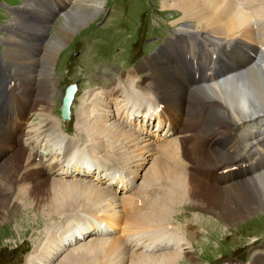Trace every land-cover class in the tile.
I'll use <instances>...</instances> for the list:
<instances>
[{
  "label": "bare ground",
  "instance_id": "bare-ground-1",
  "mask_svg": "<svg viewBox=\"0 0 264 264\" xmlns=\"http://www.w3.org/2000/svg\"><path fill=\"white\" fill-rule=\"evenodd\" d=\"M70 1L55 0L56 7L47 6L49 11H52L49 13L36 9L41 16L45 15L42 20L38 18L41 27L38 24L37 30L31 31V34H27L26 31L27 35L24 39L27 41L24 45V54H17L16 58L9 61L14 67L18 68V74L21 71L24 72L21 78L18 79L20 82L17 84L13 75L9 74L7 76L8 85L4 91L3 101L0 102V203L2 205V200L7 199L8 194L6 191L9 186L18 188L20 185L19 189L23 194L22 196L25 195L30 207L44 214L45 218L51 217L52 214H59L68 206L77 204L82 208L92 209L93 212L88 213L86 211V214L80 215L83 220L81 228L77 230L80 236L71 233L65 242L59 243V245L62 244L61 246L57 244L56 235L51 241L47 242L48 245L43 250L45 259L43 264H52L53 260L67 246H72L83 240L85 233L87 235L91 233V235L98 237L90 236L91 239L96 238V240H90L88 243L79 245L75 252L69 251L58 264H178L181 256L187 258L191 264H195V257H191L188 248H182V245L186 243H181V241L192 240L186 236L192 237L191 234H188L192 233L191 230H196V226H198L202 217L190 218L188 222H191L192 227H185L184 240L182 238L173 239L172 244H163L161 241L144 251L143 246L137 242L140 240H137L135 236L138 235V239H141L143 243L166 238L170 232L168 228L170 221H166V217L169 215L168 219H170L173 213L170 210L177 208L179 204L186 200L193 203L189 206L195 211L215 213L220 218V224L226 223L227 225L237 224L251 214L264 210V125L257 127L255 124L256 121L261 120L260 115L264 114V73H260L258 77H255V66L249 67L250 60L243 58L242 51V48L246 46L244 39L248 36V31L243 28V24L250 19L251 13H238L237 0H161L163 8L169 10L177 8L182 12L178 21L193 26L187 31V34L190 35L188 37L190 45L200 44L201 39L204 40V35H207L221 44L224 43V47L230 49V54L233 53L232 49L235 45L239 47L234 51V57L236 58L234 65L219 76L206 74L197 64L193 67V72L202 78L209 79L213 88L219 90L221 85L226 86V89L220 92L222 99L215 100L211 97L204 99L200 103L199 109L217 108L227 116L230 122L238 123L246 130L241 136L242 145L246 149L244 153L241 150L234 149L230 151L229 148L225 149L230 140H225L222 146L213 143L214 147H223L225 154L228 156L225 162L227 166H220V171L218 167V171L199 168L201 163L207 161L206 152L203 153V151L216 139L209 141L207 137L199 133V127L196 128L191 118L192 115L190 116L194 110L190 106H183L181 103L184 89L180 84H186L189 81H178L167 70L150 66L146 68L149 73L148 79H150L146 84L149 91L147 92V98L139 105H137V101H132V95L120 90L118 86L113 87L109 92L104 90L101 93L102 98L97 97L98 94H96L89 103L80 99L79 104H83L82 108H86V110H79V115L83 117L82 122H85V124H78V127L82 134L95 144V146H90L91 151H88L86 155L93 156L99 153L100 149L105 150L108 145L111 146L113 148L112 156L105 154L103 156L108 157L112 166L124 172L116 178L111 177L109 179L112 181L116 179L117 184L129 186L128 190L132 189V180L138 178L142 164L150 160L151 157L148 156L152 148L150 142L147 144L148 141L143 139L144 137H138L132 130L117 122L114 127L110 128L108 122L110 116H113L114 120L116 115L110 111L108 103H112V108L113 106L117 107L119 104L117 99L110 98H115L116 94L123 98L125 106H128L124 116L126 121L129 119V122H131L136 116H143L147 120L153 117H158L159 120L166 118L162 133L158 132L159 128L152 132L158 138L159 135H166L169 132L183 134L177 140L179 146L177 155L164 153L159 155V158L154 159L150 171L143 174V184L136 189L134 194L123 198L119 202L120 209L123 210L115 213L118 217L117 220L110 216L111 209L107 206L110 204L116 205L117 199L115 200L116 197L114 198L106 190L85 183L86 181L81 183L80 180H67L64 182L54 180V182H48L46 175L50 172L57 174L60 172L58 179L61 180L75 177V163L68 164L67 160L74 151H77V146L70 145L68 141L65 142L61 159L47 167H42V164L37 162L39 154L35 148V142L38 138H34L32 131H28L26 128L29 114L41 108L42 120L38 136L45 137L54 129V121H52L49 114L44 113V109L48 106L45 99H47L50 88L44 64L47 66L56 50L63 46L62 43L71 32L69 25L71 23L74 25L78 22L82 23L84 18L91 17L101 10L102 5L105 3V0L75 1L74 4H79L83 9H81L83 14L74 15L77 17L70 19L65 13L62 26L56 31L51 41H47V44L43 47L41 41L43 40V31L47 26V19L52 17L54 11L64 9L62 7L63 3H70ZM247 1L252 2L254 0ZM25 2L28 1H23L24 10H32V6ZM17 16L20 18V15ZM256 18L254 17V19ZM20 20L13 19L16 24ZM18 32L22 33L21 28L18 26L8 30V33L12 36L9 35V38L6 39L5 51H10L9 45L11 50L14 51L13 48L16 47L17 43L11 38L19 37ZM214 54L212 52L209 55L208 65L211 67L216 63L213 58ZM17 59L18 61L15 62ZM39 62L43 68L41 66L38 68ZM34 65L37 67L35 76H33ZM28 71L31 74H27ZM229 74L230 76H227ZM249 74H251V77ZM223 76L226 77L218 81ZM31 77L35 79V82L34 79H32L33 81L29 79ZM0 78H2V75H0ZM159 84H164V86H160L158 89ZM194 84L192 82L191 85L194 86ZM152 88L161 90L164 93L161 99L152 93ZM249 88L251 89L250 92ZM11 93H15L16 96L13 97ZM193 93L203 94V91L193 90ZM30 98H32V101L28 103ZM154 104H157L158 110L151 108V105ZM159 105H162L163 109ZM14 107L17 111L12 110ZM172 110H174L177 117L183 120V123L177 122L171 116ZM181 110H183V115L178 113ZM185 114L187 115L186 118ZM171 125L174 131H166ZM17 128L18 131L16 132ZM144 131L147 134L148 128ZM144 131L137 130L141 133H144ZM14 132L16 138L13 135ZM186 133L191 134L186 135ZM255 134H259V136H255ZM198 138L203 139L197 143ZM151 143L153 144L154 141ZM28 148H30V154L25 153ZM137 150L140 153H135ZM15 160L16 164H14ZM234 166L237 169L232 171L233 168L231 169V167ZM218 172L221 173L219 174V186H216L214 183L217 182L216 175ZM130 175H132L131 179L129 178ZM240 178L242 179L240 180ZM89 180L92 181V178H89ZM3 184L8 188L5 192H2ZM45 186H47L46 189H44ZM179 190H181V194H179ZM6 207H10L9 205L3 207L7 214L9 210ZM142 209L144 210L141 213L138 212ZM36 211L35 213H37ZM94 216L97 219L95 223L90 222L87 218ZM122 218L125 219L124 222ZM71 219L73 222H79L73 216ZM114 227L121 230L122 234H115L114 231H111L110 228ZM72 228H76V226L70 227L68 231H71ZM113 236H115V239L110 241ZM125 236L128 238L125 239L126 244H123ZM128 241L129 244H127ZM133 247L141 251L131 250ZM177 248L185 249V251L179 254ZM171 249H173L172 252L154 255L156 252L170 251ZM261 257H264V255H255V260H258L259 264H264V258ZM35 262L33 264H41V257H38Z\"/></svg>",
  "mask_w": 264,
  "mask_h": 264
},
{
  "label": "rangeland",
  "instance_id": "rangeland-1",
  "mask_svg": "<svg viewBox=\"0 0 264 264\" xmlns=\"http://www.w3.org/2000/svg\"><path fill=\"white\" fill-rule=\"evenodd\" d=\"M23 1H28L26 4H28V5H30V6H32V10H28V11H25L24 10V5H23ZM48 1H50V0H36V2H35V0H21V1H19V0H0V25H1V28H2V32L3 33H1L0 32V41H1V44H2V47H3V51H2V59L1 60H3L4 62H9L10 60H12V59H14V58H16L17 57V54H24V49H25V47H24V45H25V42L27 41V40H25L24 39V37H25V35H27V34H31L30 32L31 31H36L37 29L36 28H38V26L40 25V23H39V21H38V18H40L41 20L42 19H44L45 18V15H43V16H41V14H39L38 13V11H43V12H47V13H49L47 10H48ZM75 1H77V0H74V1H70V3L69 4H72L73 3V5L71 6V10H68L67 12H66V14L70 17V19H73V18H75V17H77V16H74V15H80V14H83V12H81L83 9L81 8V6H79V4H74V2ZM72 2V3H71ZM79 2H81V0H79ZM105 2H106V0H105ZM138 3V5H139V11L138 10H136V11H138L133 17H128V18H126V19H124V20H122L117 26L115 25V24H112V25H110V26H108L107 28H105V29H103L100 33H99V35H98V37H97V41H98V45H97V49L98 50H100V51H102V52H104V53H106V54H108V55H114V54H116V53H122V54H128V53H130V51L132 50V47H133V45L140 39V38H142L140 35H139V33H138V27L142 24V14H143V11H145L146 9H148V7L149 8H151V9H155V7L153 6V4L155 3H153V0H151V5L149 6L148 4H147V0H138L137 1ZM34 3V4H33ZM42 3V4H41ZM44 3V4H43ZM107 3V2H106ZM33 4V5H32ZM68 4V2H65V3H63L62 4V7L63 8H65L66 7V5ZM105 4V3H104ZM104 4L102 5V7H101V10H99L97 13H94L91 17H86V18H84V20H83V22L82 23H77L76 25H74L73 23H71V25H69L70 27H71V32H70V34H68L69 36H68V38L64 41V43H62V45L63 46H61L59 49H61L62 47H64V46H66L67 44H68V42H70V40L73 38V36L77 33V32H79L81 29H83V28H85V27H90V28H92V24L94 25L95 23L94 22H97V21H100L101 19H102V11H103V6H104ZM17 5H19V6H17ZM27 5V6H28ZM34 5H36V6H34ZM14 6H17L16 7V9H14V10H12V12L10 11V10H8L7 11V14L5 13V12H3L4 11V9L7 7V8H10V7H14ZM110 6H114V7H117V8H121V7H124V6H126L127 8H128V10L129 11H132V9H131V6H132V4L130 3V2H126V4L124 3V2H119V0H112V2H111V4H110ZM34 7V8H33ZM50 7H52V6H50ZM2 8H4V9H2ZM21 9V10H20ZM34 9V10H33ZM36 9H38V11L36 10ZM82 9V10H81ZM165 10H166V13H163V14H160L159 15V18H165L166 20H168L169 21V23H170V27L169 28H171V30H173V29H176V28H179V27H181V25H183L184 23L182 22V21H178L177 19L181 16V13L179 12V11H177V13H175V11L176 10H169V9H166V8H164ZM16 11V12H15ZM11 12V13H10ZM37 12V13H36ZM81 12V13H80ZM171 13H173V16H171ZM17 15H20V18H18V16ZM25 15H27L26 17H24ZM28 15H30V16H28ZM162 15H164V16H162ZM176 16H178V17H176ZM13 17V18H12ZM42 17V18H41ZM15 18L16 19H21L17 24H16V21H13V19L15 20ZM63 18H64V16L63 15H61L60 16V12H55L54 14H52V17L50 18V19H47V21H46V23H47V26H46V28H45V31H43L44 32V35L42 36V38H44V40L46 39V38H49V42L51 41V39H52V37H54V35H55V33H56V31L59 29V27L60 26H62V23H63ZM176 18V19H175ZM52 20H56V25L53 27L52 26ZM173 20H177L176 22V24L173 26V25H171V23H172V21ZM106 22V24H107V18H105L104 20H102V21H100V25L99 26H104L103 25V23H105ZM12 24V25H11ZM39 24V25H38ZM79 24V25H78ZM6 26V27H5ZM19 27V28H21V34L18 32V34H19V37H14V38H11L15 43H17V45H16V47H14L13 48V50L14 51H12L11 50V46L9 45L8 46V48H10V51H8V50H6L5 51V46H6V39L7 38H9L8 36L10 35L9 33H8V30L9 29H12L13 27ZM76 26V27H75ZM79 26V27H78ZM8 27V28H7ZM40 27H41V25H40ZM164 27H166V25H164ZM119 28H124V29H126L127 30V34H125V35H122V34H120V33H118V29ZM47 29V30H46ZM7 30V31H6ZM26 31H27V34H26ZM52 31V32H51ZM50 32H51V34H50ZM43 34V33H42ZM148 34H146L145 36H147ZM10 36H12V35H10ZM49 36H51V37H49ZM86 36V35H85ZM157 36V35H156ZM149 37V36H148ZM145 38H147V37H145ZM5 40V41H4ZM43 42V40L41 41V45L43 44L42 43ZM45 42V41H44ZM147 42H152V40H150V41H147ZM146 42V43H147ZM46 43V42H45ZM30 44H31V41H30ZM32 44H35V43H32ZM47 44V43H46ZM45 44V45H46ZM223 44V46H224V43H222ZM59 49L58 50H56V52L53 54V56H52V58L51 59H53V57H55L56 56V54L58 53V51H59ZM156 49V47H154L153 48V51ZM72 51H78V52H80V54L82 55V54H84V52H83V50L81 49L80 50V48L79 47H71V48H69L68 49V52H72ZM8 54V55H7ZM45 54V53H44ZM145 53H143V55H144ZM45 56V55H44ZM8 58H9V60H8ZM94 58H95V60H97V57L96 56H94ZM6 59V60H5ZM51 59H50V61H49V63L47 64V66H46V64H44L45 65V68H46V73L48 74V72H49V68H50V66H51ZM55 60V59H54ZM54 60H53V62H54ZM70 60H72V59H70ZM144 60V59H143ZM142 60V62L143 63H147L149 60L148 59H145L144 61ZM16 61H18V59L17 60H15V62ZM43 62V61H42ZM72 62H73V60H72ZM28 68H29V66H28ZM28 68L26 69V71L28 70ZM34 74H33V76H35V71L37 70V67H36V65H34ZM38 68H40L39 66H38ZM41 68H43V66H41ZM12 72H13V76H14V78H16V79H20L21 78V76H22V73L24 72V71H21L20 72V74H18V68H17V70H15L14 68H12ZM17 73V74H16ZM50 73H51V71H50ZM49 73V74H50ZM100 73H103L104 75L105 74H108V75H111V74H113V73H116V71L114 70V68H106V67H101L99 70H98V72H96V73H92L91 75H90V77H94V76H96V75H99ZM157 73V72H156ZM27 74H31L30 73V71H28L27 72ZM63 75H64V78H65V74H66V71H64L63 73H62ZM18 76V77H17ZM47 77H48V79H49V75H47ZM105 77H106V75H105ZM144 77H146V75H144L143 73L142 74H140L139 75V77H137V81L139 82V83H143V80H142V78H144ZM75 78V75H74V73L73 74H71L70 75V77H69V79L70 80H72V79H74ZM29 79H34L33 77H31V78H29ZM150 79H148V81H149ZM19 82H20V80H18ZM33 81V80H32ZM34 82H35V79H34ZM49 84H50V80H48L47 81ZM132 82V81H131ZM177 82V81H176ZM187 84H189V82H187L185 85H187ZM99 85H100V93H103V91L105 90V91H107L106 90V88H105V86L103 85V83L102 82H99ZM130 86H133V84L132 83H130ZM160 86H164V84H159L158 85V89L160 88ZM180 86H182V84H180ZM50 88H49V91H48V95H47V99H45V101H46V103L49 105V102H50V97H51V86H49ZM128 93V92H127ZM96 94H99V92H93V91H86V92H84L83 93V95H82V99L81 100H83V101H85L86 103H89V102H91L92 101V99L94 98V96L96 95ZM128 94H130V93H128ZM11 95L13 96V97H15L16 95H15V93H11ZM131 95V94H130ZM163 95H164V93H163ZM162 95V96H163ZM119 96V94H116V97L115 98H110V99H117V97ZM97 97H98V95H97ZM109 97H110V95H109ZM157 98H162V97H157ZM152 100V99H151ZM168 100H169V102H170V99L168 98ZM171 100H174V99H171ZM31 101H32V98H30V100L28 101V103L30 102L31 103ZM110 101V100H109ZM110 104V105H109ZM111 106V107H110ZM170 108H171V106H169ZM200 107V106H199ZM108 108L110 109V111H112L113 113H115V115L117 116L118 114H117V112L112 108V103L110 102V103H108ZM112 108V109H111ZM12 110H14V111H17V109H16V107H14ZM81 110H86V108H81ZM208 109H205V108H203L202 110H198V112H196V111H194V112H192L191 114H190V116H191V118H192V121L195 123V125H196V128L197 127H199L200 126V123H201V114L203 113V112H205V111H207ZM179 114H181V115H183V110H181L180 112H178ZM78 115H79V111H78ZM197 115V116H196ZM199 115V116H198ZM187 117V115L185 114V118ZM82 116L81 115H79L78 116V124H85V122H82ZM165 121H166V118H161V120H160V126H159V132H161V131H163V125L165 124ZM109 123H110V128H112V127H114L115 126V124H116V121H115V119L113 120V116H110V120L108 121ZM77 124V125H78ZM171 127V128H170ZM169 128H168V130H166V131H174V128L172 127V125L170 126ZM18 128H19V126H18ZM18 128H17V130H16V132L18 131ZM79 128V127H78ZM195 128V129H196ZM129 129V128H128ZM195 129H194V131H195ZM28 131H30V130H28ZM80 131V130H79ZM81 132V131H80ZM134 133H135V135H137L138 137H144L143 139L144 140H147L148 142H152V141H154V140H150V139H148V137H149V135H147L146 133H141V132H137V131H133ZM82 133V132H81ZM155 134H156V132H155ZM13 135H14V137L16 138V133L14 132L13 133ZM83 135V134H82ZM158 135V134H157ZM84 136V135H83ZM162 136V135H161ZM229 137V138H228ZM203 138H198L196 141H197V143H199V142H201V140H202ZM232 139H234L232 136H230V135H226L225 136V140H230V141H228L229 142V145L234 141V140H232ZM79 140H85V141H87V143H88V145H87V147H86V153L88 152V151H91L90 150V146H95V144H94V142L93 141H91V140H89L88 139V137H86V136H84V138H82L81 136H79ZM215 140V139H214ZM216 141H218V142H216ZM216 141H214V142H212V143H210L208 146H207V148L203 151V153H205L206 155H207V152L209 151V150H211V149H213L214 148V145H213V143H215L216 145H220V146H222V144H223V142H225L224 140H222V139H219V138H217L216 139ZM68 143L70 144V145H76L74 142H69L68 141ZM146 143V142H145ZM107 144H109V143H107ZM226 144V143H225ZM19 146V145H18ZM20 147V146H19ZM230 147H232V146H230ZM26 151H27V149H26ZM26 151H25V153H26ZM105 150H102V149H100L99 150V153H97V154H101V153H103ZM135 153H140L138 150L137 151H135ZM167 154H170V153H167ZM93 156H95V155H93ZM103 157H105V156H103ZM148 157H151L150 158V160H147L144 164H142V166L140 167V170L142 171V170H144L145 169V171H144V174L146 173V172H149L150 171V169H151V167H152V161H154V159H156V158H159V155H156L155 157H154V153H153V150L152 151H150V154H149V156ZM233 157H235V156H233ZM232 157V160L234 159ZM153 159V160H152ZM1 161V160H0ZM55 163V162H54ZM14 164H16V160L14 161ZM42 167H43V165H41ZM221 166H227V164L226 163H223ZM189 167V166H188ZM143 168V169H142ZM210 171H214V170H216V171H218L219 170V167H218V170H217V167H215V169H209ZM222 170H223V168H222ZM140 171V172H141ZM220 171V170H219ZM140 172L138 173V177H140ZM221 172H218L217 173V175H216V183H214V185H216V186H219V180H220V177H219V174H220ZM142 174H143V172H142ZM206 174V173H205ZM17 175V174H16ZM15 175V176H16ZM11 176V175H10ZM11 177H14L13 175L11 176ZM47 177V176H46ZM48 178V182H54V180H56V181H69V180H75V181H78V180H80V182L81 183H83L84 181H86L85 183H90V184H93V185H95L94 184V181L92 182L91 180H89V177H87V179H83V180H81V179H75V178H68V179H66V178H63V180H61V179H58V178H54V179H52V178H50V177H47ZM206 179V178H205ZM242 178H240V180H241ZM247 179V178H246ZM88 181V182H87ZM206 181L207 182H209V180H207L206 179ZM211 182V181H210ZM46 183H47V181H46ZM6 184V183H5ZM5 184H3V188H2V192H5L8 188V190L6 191V193L8 194L10 191L12 192V191H14L15 189H16V187L15 186H13V187H11V186H9L8 188L5 186ZM19 187H20V185H19ZM97 187V186H96ZM101 186H98L97 188H99V189H102V188H100ZM47 188V186H45L44 187V189H46ZM4 189V190H3ZM13 189V190H12ZM21 192V191H20ZM6 194V195H7ZM179 194H181V190H179ZM23 194L22 193H20L19 194V199L21 200V201H24L22 204H21V206H16V204H14L12 201H8L7 202V199L6 200H2L3 202H2V205H1V203H0V242L7 236V235H10L11 233H13L14 231H16L14 228H16L18 231H21L22 229H23V227L24 226H22V227H20V226H15V225H17V222H15L14 223V221H17L18 219H19V217H20V213L21 214H29L30 215V217H31V222H34L35 221V219H36V217L38 218V216H41V217H44L45 218V216H44V214H42L41 212H38V211H36V210H34V209H32L31 207H30V203H28V200L25 198V195L24 196H22ZM113 195V197L115 198L116 196L114 195V194H112ZM21 196V197H20ZM126 196H124L123 198H125ZM123 198L121 199V201L123 200ZM117 199V197L115 198V200ZM121 201H118V200H116V205H107L110 209H111V211H110V216L111 217H113V218H115V219H117L118 220V217L116 216V212L117 211H121V210H123V209H120L121 208V206H119V202H121ZM81 204V203H80ZM183 204H188V205H192L193 203H189V202H187V200L186 201H184V202H182L181 204H179L178 205V207L180 206V207H182V205ZM5 205H9V207L10 208H8V207H6V209L7 210H9V212L6 214L5 213V211L3 210V207L5 208ZM196 207H198L197 205H195ZM96 207H99V206H96ZM95 208V207H94ZM126 210V209H125ZM144 209H142L141 211H138V212H142ZM173 210L174 209H171L170 210V212H173ZM35 211L37 212V213H35ZM86 211L88 212V213H90V211L91 212H93L92 211V209L90 210V208H82L81 206H79V204H77V205H72V206H68L64 211H62L61 213H59V214H52V216H51V218L52 219H55V220H57V219H59L60 218V216L61 215H67L68 214V217H67V219H70L72 216H73V218L75 219V220H79V217H80V215H82L83 213L84 214H86ZM100 211H102V210H100ZM104 212H105V210H103ZM115 211V212H114ZM5 213V214H4ZM204 213H207L206 211H204ZM186 214V215H185ZM213 214H215V213H213ZM258 214H264V210L263 211H258V212H255V213H253V214H251L249 217H247L246 219H248V218H250V217H253V216H256V215H258ZM6 215V216H5ZM72 215V216H71ZM183 215H184V218H188V220L186 221V224L185 225H183L182 226V230H183V233H185L186 232V230H185V227L186 228H190V227H192L191 225V222H188V221H190V216L188 215V212H186V211H183ZM188 215V216H187ZM216 215V214H215ZM175 217V219L173 220V221H175L176 223H182L183 221H184V218H182V217H180V216H174ZM3 218V219H2ZM125 218V217H124ZM169 218V215L166 217V221H170V224H172V221H171V219H168ZM126 219V218H125ZM125 219H123L122 218V221L123 220H125ZM245 219V220H246ZM82 218L80 217V220H79V222L80 223H82ZM220 218H219V216H218V221H217V230H219V231H221V229H224L225 227H227V226H229V225H237L238 223H240V222H242V221H240V222H238L237 224H235V223H233V224H229V225H227L226 223H224V224H220ZM244 221V220H243ZM124 222V221H123ZM201 222V221H200ZM200 222L198 223V226H196L197 228H196V230L194 229V231H192V233H189L188 235H192V237L191 236H186L187 238H189V239H192V240H190V241H187L190 245H194V243H193V241H194V239L195 238H199L200 236H201V233H200V231L198 230V228L200 227ZM11 223H13V224H11ZM30 223V222H29ZM28 223V224H29ZM170 224H168V226H170ZM194 225V224H193ZM169 228V227H168ZM70 228H68V230H69ZM111 229V231H114L115 232V234H122V231L121 230H119L118 228H110ZM191 229H193V228H191ZM4 233H6V234H4ZM63 235H65L64 233H62V236ZM85 235V237H83L84 239L83 240H80V242L78 243H76V244H73L72 246L70 245V247L69 246H65L66 248H65V250L63 251V252H61V254L59 255V256H57V257H59L57 260H56V258L53 260V263L52 264H58V262H60L62 259L61 258H63L66 254H68V252L69 251H76L75 249H77L78 247H79V245H81V244H85L86 242L88 243L90 240L91 241H93V240H96V238H92L91 239V237H98V236H95V235H91V233H89L88 235H87V233H85L84 234ZM55 236V234L54 235H50L48 238V241H51V239H53V237ZM91 236V237H90ZM57 237V236H56ZM110 237V236H109ZM130 237H132V236H130ZM102 238H104V237H102ZM126 238H128V237H124L123 238V242H125V239ZM57 239H58V237H57ZM111 239V238H110ZM109 239V240H110ZM113 239H115V236H113V238L110 240V241H113ZM28 240V239H27ZM186 242V244H188ZM58 245H59V243H57ZM186 244H184V245H182V248L184 247V248H187L186 247ZM62 245V244H61ZM61 245H59V246H61ZM65 245V244H64ZM157 246V245H156ZM181 248V249H182ZM55 249V248H54ZM74 249V250H73ZM180 249V253H182L183 251H185V249L183 250H181ZM173 251V249H171L170 251L169 250H165V252H172ZM178 252V251H177ZM161 253H163V252H156L154 255H158V254H161ZM220 252H217L216 250H213V251H204V253H201L200 254V256H199V260H201L202 258H206L207 260L208 259H212L214 256H216L217 254H219ZM256 255H262V254H259V253H257ZM38 257H41V264H43L44 263V261H45V259H44V255H43V250H42V253H40V255H38ZM38 257H36V259H35V261L38 259ZM191 257H193V255H191ZM202 257V258H201ZM261 258H264V257H261ZM187 259V258H186ZM204 260V259H203ZM207 260H204V262H206ZM180 261H181V259H180ZM179 261V262H180ZM33 263H36V262H33ZM195 263V262H194ZM45 264H47V263H45ZM252 264H259L258 263V260H255V257H254V259H253V262H252Z\"/></svg>",
  "mask_w": 264,
  "mask_h": 264
}]
</instances>
